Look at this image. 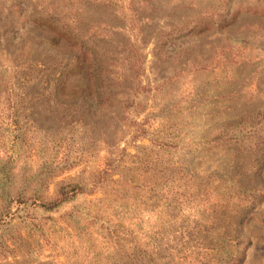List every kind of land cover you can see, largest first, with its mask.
<instances>
[{
	"label": "rangeland",
	"instance_id": "rangeland-1",
	"mask_svg": "<svg viewBox=\"0 0 264 264\" xmlns=\"http://www.w3.org/2000/svg\"><path fill=\"white\" fill-rule=\"evenodd\" d=\"M212 182L264 190V0H0V264H264Z\"/></svg>",
	"mask_w": 264,
	"mask_h": 264
},
{
	"label": "trees",
	"instance_id": "trees-1",
	"mask_svg": "<svg viewBox=\"0 0 264 264\" xmlns=\"http://www.w3.org/2000/svg\"><path fill=\"white\" fill-rule=\"evenodd\" d=\"M241 174H242L241 171L240 172L237 171V173H235L233 175V177H225L226 178L225 180H233L237 183H240ZM210 177H211V175L208 176V180ZM193 180H195L194 177H193ZM193 180L191 179L189 184ZM227 182L228 181H226V183ZM218 187H219V184H216L214 182L210 183L209 186L203 185L202 187H196V186L190 187L185 192L186 195H181L179 197H176L179 201L176 202L175 205L177 206L179 204V202H182V208H184V207L187 208L190 205H194L195 207L199 206V205L204 206L205 203H210V200H208V197L212 195L211 191L213 190V192H215V194L213 195L214 204L216 203V206L221 207L222 209L225 208V206L230 205V206H232V211L234 213L237 212L235 208L240 207V209L242 211L240 213L241 216L239 219L242 220V218L249 217V215L254 212L257 205L261 201L264 200V190H259V191L255 192L254 190L249 191L250 189H247L242 194V192H239L237 187H234V186H231L229 189H227V187L222 186V185H221L220 189H218ZM200 189H203V190H200ZM68 190L71 192H76V190L73 187H69ZM120 190L121 189L118 188L117 193L120 192ZM208 190H211V191H208ZM125 194H127V191H125ZM58 196L60 197V199H59L60 202L68 199V194L66 192H64L63 189L59 190ZM229 198H231V199L229 200ZM212 206H208V208H211ZM176 211H179L178 207L176 208ZM219 229H220L219 226H214L213 231H217ZM216 237L217 236H214L213 240L215 243H214V247L211 249V251H205L208 249H204V252H206V253L201 254L202 260L204 259L208 263L210 261H212L213 263H217L219 260L218 256H220L222 254L221 250H224V249H221V247L223 245H226L219 238L216 241ZM245 247L246 246H243L242 248L240 247V249H237V248L232 249L230 251L229 256H227V258H226L228 264H240V262L244 258ZM227 250H228V247H227ZM190 251H192V249H186V253H189ZM188 255H190V254L175 255L176 256L175 261H183L186 258V256H188ZM207 257H208V259H207ZM220 264H222V263H220Z\"/></svg>",
	"mask_w": 264,
	"mask_h": 264
}]
</instances>
